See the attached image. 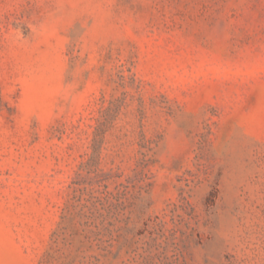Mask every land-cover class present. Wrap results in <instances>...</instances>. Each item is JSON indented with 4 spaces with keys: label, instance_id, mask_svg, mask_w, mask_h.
I'll list each match as a JSON object with an SVG mask.
<instances>
[{
    "label": "rangeland",
    "instance_id": "1",
    "mask_svg": "<svg viewBox=\"0 0 264 264\" xmlns=\"http://www.w3.org/2000/svg\"><path fill=\"white\" fill-rule=\"evenodd\" d=\"M0 264H264V0H0Z\"/></svg>",
    "mask_w": 264,
    "mask_h": 264
}]
</instances>
